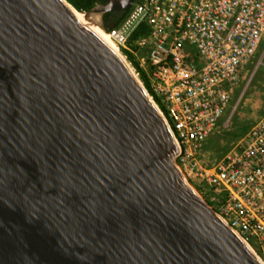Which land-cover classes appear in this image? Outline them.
Listing matches in <instances>:
<instances>
[{
	"label": "water",
	"instance_id": "1",
	"mask_svg": "<svg viewBox=\"0 0 264 264\" xmlns=\"http://www.w3.org/2000/svg\"><path fill=\"white\" fill-rule=\"evenodd\" d=\"M135 0H106L85 19ZM66 0H0V264H262L189 185L161 112Z\"/></svg>",
	"mask_w": 264,
	"mask_h": 264
},
{
	"label": "built area",
	"instance_id": "2",
	"mask_svg": "<svg viewBox=\"0 0 264 264\" xmlns=\"http://www.w3.org/2000/svg\"><path fill=\"white\" fill-rule=\"evenodd\" d=\"M106 33L168 124L186 181L264 264V115L216 164L202 160L246 67L264 68V0H136Z\"/></svg>",
	"mask_w": 264,
	"mask_h": 264
},
{
	"label": "rangeland",
	"instance_id": "3",
	"mask_svg": "<svg viewBox=\"0 0 264 264\" xmlns=\"http://www.w3.org/2000/svg\"><path fill=\"white\" fill-rule=\"evenodd\" d=\"M264 42L260 52H264ZM263 50V51H262ZM248 65L243 74L240 89L236 90L230 108H235L233 116L230 108L220 123V129L209 137L204 149L202 160L206 166H213L245 135L250 128L264 115V68L256 64ZM264 63V59L262 60ZM240 93H244L239 100ZM228 114V115H227ZM224 122V126L222 123Z\"/></svg>",
	"mask_w": 264,
	"mask_h": 264
},
{
	"label": "trees",
	"instance_id": "4",
	"mask_svg": "<svg viewBox=\"0 0 264 264\" xmlns=\"http://www.w3.org/2000/svg\"><path fill=\"white\" fill-rule=\"evenodd\" d=\"M66 2L70 4L75 10L81 13V12L90 11L94 6L105 3L106 0H66ZM127 13L128 11L126 12L116 11L105 14L103 19L105 31L109 32L110 30L118 27L120 23L123 21V19L126 17ZM143 32H144V27L135 33V35L133 36V40L142 36ZM130 58L132 59V57ZM134 64L137 65L136 63Z\"/></svg>",
	"mask_w": 264,
	"mask_h": 264
},
{
	"label": "bare ground",
	"instance_id": "5",
	"mask_svg": "<svg viewBox=\"0 0 264 264\" xmlns=\"http://www.w3.org/2000/svg\"><path fill=\"white\" fill-rule=\"evenodd\" d=\"M70 6V5H69ZM75 12L76 14L85 22V24L90 27L94 32L98 33L99 36L120 56L123 58V60L127 63V65L129 66V68L132 71V66L130 65V62L128 60H126V58L124 57V55L117 49V46L114 44V42L111 40V38L109 37L108 33H106L104 30H102L101 28H99L98 26H95L91 23H89L86 19L85 16L78 12L77 10H75L72 6H70ZM133 72V71H132ZM133 74L136 76V74L133 72ZM138 78V77H137Z\"/></svg>",
	"mask_w": 264,
	"mask_h": 264
},
{
	"label": "flooded vegetation",
	"instance_id": "6",
	"mask_svg": "<svg viewBox=\"0 0 264 264\" xmlns=\"http://www.w3.org/2000/svg\"><path fill=\"white\" fill-rule=\"evenodd\" d=\"M103 19H104V17H103Z\"/></svg>",
	"mask_w": 264,
	"mask_h": 264
}]
</instances>
